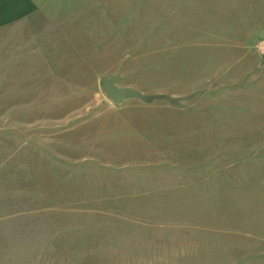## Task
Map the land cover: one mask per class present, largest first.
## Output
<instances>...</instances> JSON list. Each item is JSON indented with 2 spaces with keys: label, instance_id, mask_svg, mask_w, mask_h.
I'll use <instances>...</instances> for the list:
<instances>
[{
  "label": "rangeland",
  "instance_id": "rangeland-1",
  "mask_svg": "<svg viewBox=\"0 0 264 264\" xmlns=\"http://www.w3.org/2000/svg\"><path fill=\"white\" fill-rule=\"evenodd\" d=\"M36 2L0 31V264H264V0Z\"/></svg>",
  "mask_w": 264,
  "mask_h": 264
},
{
  "label": "crops",
  "instance_id": "crops-1",
  "mask_svg": "<svg viewBox=\"0 0 264 264\" xmlns=\"http://www.w3.org/2000/svg\"><path fill=\"white\" fill-rule=\"evenodd\" d=\"M37 9L36 0H0V31L28 19Z\"/></svg>",
  "mask_w": 264,
  "mask_h": 264
},
{
  "label": "water",
  "instance_id": "water-1",
  "mask_svg": "<svg viewBox=\"0 0 264 264\" xmlns=\"http://www.w3.org/2000/svg\"><path fill=\"white\" fill-rule=\"evenodd\" d=\"M120 75L117 74L113 77H106L104 79L103 89L106 95L112 99L116 104H120L124 100L138 99L143 103L149 104L159 99H166L165 95H145L140 91L130 88H119L116 83Z\"/></svg>",
  "mask_w": 264,
  "mask_h": 264
}]
</instances>
